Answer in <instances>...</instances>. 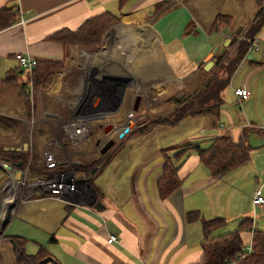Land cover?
<instances>
[{"label":"crops","instance_id":"1","mask_svg":"<svg viewBox=\"0 0 264 264\" xmlns=\"http://www.w3.org/2000/svg\"><path fill=\"white\" fill-rule=\"evenodd\" d=\"M227 1L128 0L122 6L119 0H0V9L14 10L12 23L0 30V148L8 152L12 151L5 148H19L13 151L27 158L23 165L0 159L2 264H18L8 236L25 239L23 254H38L35 264H195L202 258L203 220H225L223 227L212 231V237L237 230L245 218L257 229L251 218L252 192L239 195L230 182L212 196L211 188L230 171L212 176L193 148L206 147L207 141L218 135L246 140L245 129L219 128L222 107L217 114L188 116L143 134L133 135L129 129L119 137L130 111L142 116L153 110L146 106L147 99L167 100L200 82L198 71L208 62L212 49L222 47L227 39L230 43L222 52L230 47L234 33L239 27L246 31L262 5L261 0L248 5L239 0V7L245 9L231 12ZM104 13L117 19L97 45L51 38L59 31H76ZM224 16L228 20L217 22ZM17 53L37 64L59 61L62 66L34 84L33 71L20 66ZM240 62H245L244 58ZM260 70L255 66L248 72ZM258 80L257 76L256 96ZM29 87V103L32 101L37 120L32 127L24 119L30 116L31 107L27 113L21 97ZM241 88L250 91L248 99L253 98L251 86L243 84ZM79 117L92 121L85 138H65L68 141L63 144L59 124ZM179 123L186 127L198 123L201 128L185 130L164 142L152 137L158 129L179 127ZM109 139L114 144L106 154L100 153ZM45 150L58 155L64 170L85 177L84 183L61 198L34 193L20 200V180L39 174L30 176V164L44 168V173L49 171L41 161ZM104 154L88 172L68 168L71 162L80 164ZM166 162L178 168L179 183L162 196L159 181ZM260 183L264 186V180ZM223 192L226 196L221 201ZM254 210L263 213L264 204ZM193 211L199 218L188 221L187 215ZM109 235L117 240L108 242ZM241 239L243 249L248 247L253 231H242Z\"/></svg>","mask_w":264,"mask_h":264},{"label":"trees","instance_id":"2","mask_svg":"<svg viewBox=\"0 0 264 264\" xmlns=\"http://www.w3.org/2000/svg\"><path fill=\"white\" fill-rule=\"evenodd\" d=\"M128 0H119L120 5H124ZM262 1V0H261ZM9 7H2L0 9V30L10 25L14 19V10ZM226 18L218 17L217 22ZM117 18L109 13L96 16L86 21L76 31H59L52 35V39L63 43H84L97 45L99 43L102 33L108 28ZM228 20V18H226ZM225 21V20H224ZM264 25V3L249 25L243 36L238 39L239 34H235L232 44L237 43L235 57L227 64L225 68V76L217 77L212 76L210 81L203 83V88L197 93V96H187L181 100H178V107L174 111L171 118L166 119L160 123L170 124L182 121L188 116L199 115L202 113H215L217 114L223 105L222 92L230 82V78L234 71L237 69L240 61L246 57L251 50L252 42L255 36L259 33ZM32 81L34 84H38L41 79L51 70L58 69L62 66V62L59 61H41L36 64ZM10 82L11 77L8 75L6 78ZM25 93V92H23ZM21 93V97L25 100L28 98L26 94ZM26 95V96H24ZM29 101V99H28ZM29 105V103H28ZM171 120V121H170ZM147 125V124H146ZM140 127L145 128L146 127ZM158 125V124H155ZM158 125V126H159ZM156 127V126H154ZM153 128V127H152ZM151 129V128H150ZM150 129L133 131V135L143 134ZM64 142V143H63ZM63 140L62 143H65ZM206 147L196 145L193 148L197 151L202 163L210 170L212 176L224 175L226 172L231 171L239 166H242L250 161L252 147L244 138H239L238 141H234L230 136L218 135L214 136L208 141ZM106 154V153H105ZM104 155H98L95 160H82L80 164H74L77 170L88 172L94 166H96L104 157ZM0 159L13 164H25L27 158L21 152H8L0 148ZM30 176L34 173H39L36 176L46 174L42 167L35 164H30ZM60 168L64 169V167ZM178 168L172 166L168 162L165 163L164 174L159 181V189L162 196L167 195L173 190L179 183L177 176ZM33 178V177H31ZM199 218L197 211L189 212L187 215L188 221H194ZM225 220L223 218H213L209 220H203V234L202 240V258L195 264H264V230H257L252 228V220L250 218L243 219L237 230L225 233L223 235L212 237L213 230L223 227ZM253 231L252 249L250 252H243V242L241 239L242 231ZM13 243V250L16 254L18 264H35L37 255H24L23 246L25 239L20 236H8ZM41 252V250L39 251Z\"/></svg>","mask_w":264,"mask_h":264},{"label":"rangeland","instance_id":"3","mask_svg":"<svg viewBox=\"0 0 264 264\" xmlns=\"http://www.w3.org/2000/svg\"><path fill=\"white\" fill-rule=\"evenodd\" d=\"M239 2H240L239 0L227 1L228 8L231 10V12H239L240 9L242 10L245 9L244 5H248L250 3L252 4V0H243L244 5H242V7H239ZM261 3H264V0H262L260 4ZM244 33H245V29L242 28L240 30L238 39H240ZM234 34H238V33H234ZM75 44H84V43H75ZM84 45H91V44H84ZM230 45L231 46L227 47L224 50V52L216 53L212 58L210 57L206 58V61L212 60L214 65H212L209 70L205 71L203 69L204 65L202 64L197 74V77L199 78L200 82H198L193 86H190L189 90L176 93L167 100L160 101L154 99L153 100L147 99L146 106L147 107L151 106V108L153 109L152 111H148L146 112V114L142 116H137L134 114L130 118L126 117L125 118L126 122L130 124L131 131L138 132L139 130L143 131L146 129L148 130L150 128L153 129L155 128L154 126L157 127L160 123L172 117L174 111L179 106L177 103L178 100L186 98L187 96H197L196 94L199 93L200 90L204 87L203 83L208 80L210 81L213 75L217 77H224L225 76L224 70L227 67V64L235 57L236 54L237 43L235 42L234 44H230ZM256 47L258 48V50H255ZM244 60L245 62H240L241 64L238 65L239 67H237L238 68L236 69L237 71L235 70L236 73L234 74L233 77L231 76L232 78V79L230 78L231 81L222 92V97L224 101L222 105V109L224 111L220 113V117L219 120L217 121V125L219 124V128L227 127V125L228 126L230 125V127L232 128L234 127L235 129H240V130L245 129L246 140L248 141L249 145L253 148L251 152V160L250 162H247L246 164L240 166L239 168L225 174L226 176L222 180H218L219 182L213 188H211L212 190L210 191V194L212 196H215L217 194L218 189L223 188L224 183H228V184L232 183L231 185H233L239 191V195L241 191L243 192L251 191L253 193L254 189L258 188L261 184L260 182L264 180V27L256 37L254 49L251 50L246 57H244ZM245 63L246 65L244 67ZM255 66L261 68L260 73H249L248 69L255 68ZM257 76L259 77L258 80L259 82L257 87L258 96H256L255 94V86H256L255 80ZM243 84L252 87V89L251 88L250 89L253 92L252 94L253 98L240 101L234 94V91L236 89V86L241 87L243 86ZM195 89L198 90L193 93H190ZM179 95L182 96L179 97ZM22 99L24 100L23 103L28 113L29 112L28 110L30 108V103H29L30 100L28 101L29 98L25 100L23 97ZM72 119L73 118L68 119L67 121H64L63 123L61 122L59 124L61 128L60 134L64 133L66 135V133L63 130V125L68 124ZM172 124L175 123L174 122L170 124L164 123L159 126H167ZM145 125H146L145 128L140 129V127H143ZM183 126L184 124H180L179 127H171V128H166L164 130H162L163 128H160L153 134L152 137H154V139L158 138L159 141L164 142L166 138L170 139L173 138L174 135L181 136L185 134V130L187 131H189L190 129L199 130L201 128V126L198 125V123L188 125L187 127L186 126L183 127ZM64 134H63V140H65V138L70 140L69 136L67 135L65 136ZM57 147H61V144H58ZM93 154H98V153L95 152ZM68 168L73 171L76 169V167L73 165L72 162L69 163ZM9 183L12 185L13 181L11 180ZM223 190L229 191L227 187H224ZM262 192L264 195V186L262 188ZM225 196L226 193L223 192L219 200L222 201L224 199L223 197ZM241 197H243V195H241ZM255 208L256 207L253 206L251 211V218L257 224L256 225L257 229L264 230V212L260 213V210H258V212H256L255 214L254 213ZM1 250L3 251V248H0V251ZM2 251L0 255V264H2V254H3Z\"/></svg>","mask_w":264,"mask_h":264},{"label":"built area","instance_id":"4","mask_svg":"<svg viewBox=\"0 0 264 264\" xmlns=\"http://www.w3.org/2000/svg\"><path fill=\"white\" fill-rule=\"evenodd\" d=\"M255 41L252 42L251 50L254 49ZM250 50V51H251ZM257 50V47L256 49ZM15 58L18 60L20 66L23 69H26L28 72H32L35 68L37 61L35 59H31L29 56L23 55L21 53L15 54ZM235 95L238 97L240 101L248 99L250 97V91L237 87L234 91ZM27 97L32 100V87L26 91ZM32 101L30 102L31 113L30 116L24 118L26 122L32 127L37 120L35 119L32 113ZM134 114L132 111L128 113L126 117L130 118ZM90 118L88 117H79L72 119L68 124L63 125V130L70 139L75 141H81L85 138L86 133L88 132V127L90 124ZM42 163L43 165L48 168V173L35 176L31 179L22 178L20 180V191H19V199L24 200V198L32 195L34 193H46L50 196L61 198L65 194L63 191L65 189H74V185H81L84 183L85 177L78 178L69 170H64L60 168V159L58 155L53 150H47L43 152L42 155ZM51 172V173H50ZM50 173V174H49ZM51 175V176H49ZM263 184L256 189H254L252 193V205L254 207H258L264 204V195L262 193ZM253 228V227H252ZM3 236L0 235V239ZM115 235H109L107 241L113 242L116 241ZM252 249V244H249L248 247L243 249L244 253L250 252Z\"/></svg>","mask_w":264,"mask_h":264},{"label":"water","instance_id":"5","mask_svg":"<svg viewBox=\"0 0 264 264\" xmlns=\"http://www.w3.org/2000/svg\"><path fill=\"white\" fill-rule=\"evenodd\" d=\"M241 30V27H239V29L237 30V33H239ZM230 43V39H227L225 41V43L223 44L222 47L219 46H215L212 51L209 53L208 57L212 58L214 56L215 53H220L223 51V48H225L226 46H228V44ZM213 65V62L211 60H209L205 65H204V70H209L210 67ZM139 100V99H138ZM138 102V101H137ZM52 116V118H56L55 115H50V117ZM130 129V124L127 122L126 126L122 129V131L119 134V137L122 138ZM114 144V140L113 139H109L108 141L105 142V144L101 147V151L100 153H105L108 149H110L112 147V145ZM5 150H19V148H14V147H10V148H5ZM51 176V175H49Z\"/></svg>","mask_w":264,"mask_h":264},{"label":"bare ground","instance_id":"6","mask_svg":"<svg viewBox=\"0 0 264 264\" xmlns=\"http://www.w3.org/2000/svg\"><path fill=\"white\" fill-rule=\"evenodd\" d=\"M215 54H216V53H215ZM79 186H81V185H77V186L74 185V189H73V190L65 189V190L63 191V193L66 194L67 192H76V191L78 190Z\"/></svg>","mask_w":264,"mask_h":264},{"label":"flooded vegetation","instance_id":"7","mask_svg":"<svg viewBox=\"0 0 264 264\" xmlns=\"http://www.w3.org/2000/svg\"><path fill=\"white\" fill-rule=\"evenodd\" d=\"M127 122H125V124L123 125V128L126 126Z\"/></svg>","mask_w":264,"mask_h":264}]
</instances>
